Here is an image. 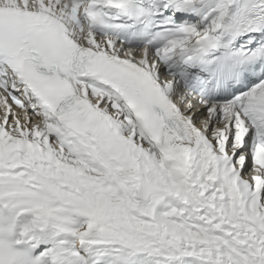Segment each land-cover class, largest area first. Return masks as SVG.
Returning <instances> with one entry per match:
<instances>
[{"label": "snow or ice", "instance_id": "6c2138e0", "mask_svg": "<svg viewBox=\"0 0 264 264\" xmlns=\"http://www.w3.org/2000/svg\"><path fill=\"white\" fill-rule=\"evenodd\" d=\"M0 264H264V0H0Z\"/></svg>", "mask_w": 264, "mask_h": 264}]
</instances>
